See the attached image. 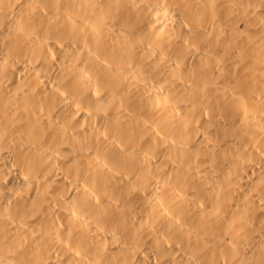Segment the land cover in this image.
I'll list each match as a JSON object with an SVG mask.
<instances>
[{"label":"bare ground","instance_id":"6f19581e","mask_svg":"<svg viewBox=\"0 0 264 264\" xmlns=\"http://www.w3.org/2000/svg\"><path fill=\"white\" fill-rule=\"evenodd\" d=\"M0 264H264V0H0Z\"/></svg>","mask_w":264,"mask_h":264}]
</instances>
